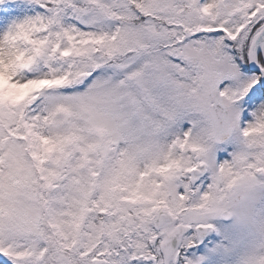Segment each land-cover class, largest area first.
<instances>
[{"label": "snow or ice", "instance_id": "obj_1", "mask_svg": "<svg viewBox=\"0 0 264 264\" xmlns=\"http://www.w3.org/2000/svg\"><path fill=\"white\" fill-rule=\"evenodd\" d=\"M0 264H264V0H0Z\"/></svg>", "mask_w": 264, "mask_h": 264}]
</instances>
